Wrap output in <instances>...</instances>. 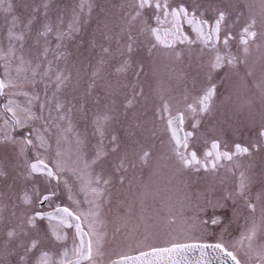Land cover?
<instances>
[{"label": "rangeland", "instance_id": "374dc122", "mask_svg": "<svg viewBox=\"0 0 264 264\" xmlns=\"http://www.w3.org/2000/svg\"><path fill=\"white\" fill-rule=\"evenodd\" d=\"M235 2L258 5L259 0ZM134 5L135 0H0V57H6L0 58V74L7 65L8 74L20 85L7 88V102L11 99L26 107L29 98L36 95L39 100L30 107L41 117L17 128L20 133L7 125V134L19 142L25 132H30L38 144L39 133L50 145L49 159L55 158L59 147L66 171L61 173L57 199L72 209L99 213L95 220L97 230L104 234L103 264L120 258L121 253L135 255L150 250V246L169 247L173 240L222 242L234 250L241 264H262L258 252L264 245V198L257 200V196L264 190V137L258 135L264 121L249 120L244 115L249 114V92L259 89L261 53L257 47L251 48L255 54L252 75H245L248 69L243 62L236 70L224 68L228 72L223 84L230 93L225 98L228 106L220 110L225 115L207 123L213 130H227L232 125L251 134L196 138L201 151L218 139L231 152L236 144L248 146L251 155L234 157L215 171L183 168L170 151L169 133L156 113L162 99L174 110L183 109L192 97L189 89L200 86L210 53L200 56L188 52L189 48L152 49L154 39L142 32L140 20L129 23ZM46 25L52 31L42 35ZM19 36L23 39H17ZM260 40L258 44L264 45V39ZM129 44L131 52L127 50ZM176 52L180 53L179 60ZM126 61V70L119 71ZM57 75L67 78L59 89ZM141 89L143 94L139 95ZM134 94V105L126 107ZM57 103L63 105L59 112ZM232 107L237 108L240 120H234ZM105 116L109 117L107 122ZM112 136L117 137L115 142ZM19 147V143L7 142V176L0 180V193L34 195V188L42 193L51 189L46 178L26 177L25 160H30L31 153L36 157L37 151L29 148L25 156ZM143 151L150 152L147 164L140 160ZM97 153H101L100 158L93 164ZM40 154H45L43 149ZM241 171L255 178L248 195L257 205L255 213L238 195ZM96 177L101 183H95ZM92 189L102 195L96 196ZM84 222L88 227V220ZM254 225L256 251H249L246 241L243 248L238 242Z\"/></svg>", "mask_w": 264, "mask_h": 264}, {"label": "snow or ice", "instance_id": "6c2138e0", "mask_svg": "<svg viewBox=\"0 0 264 264\" xmlns=\"http://www.w3.org/2000/svg\"><path fill=\"white\" fill-rule=\"evenodd\" d=\"M135 11L130 14V21L140 20L142 25V32L146 35L154 37V42L151 44V48L155 49L162 45L165 49H173L174 46L179 44H187L189 46L196 43L195 40L191 39L183 30L184 23L192 29L196 35V39L199 40L205 49H209L211 52V58L208 62V74L207 78L211 81V75L213 72L218 71L222 68L229 67L230 69H238L241 62L248 69L245 75H252L251 64L249 62V57L251 56L252 45L256 42L257 37L264 39V0H259L258 5L254 3H248L245 5L248 9V14L245 18L244 24L240 29V44L242 47V56H237L234 54L230 47V40L233 39L231 28L239 23V20L244 13L235 8V6H221L220 4L206 2V0H189V3H179L176 5H170L168 0H135ZM11 8V5H8ZM90 8V6H89ZM145 9H151V16H146ZM233 11L237 12V15L233 16ZM209 14H211L209 18ZM154 19L156 27H153L149 20ZM15 24V20L13 21ZM161 25H169L167 28L161 27ZM47 32L52 31L50 26H45ZM75 30V29H73ZM17 39H23L22 36L17 37ZM131 39V37H130ZM221 46L223 51H221ZM257 50L260 51V61L262 66V74L258 83L260 89L261 100L264 102V45L256 44ZM129 52L132 51V45L127 46ZM105 51H108L105 49ZM11 52V50H10ZM14 55V52H11ZM6 59V57H0ZM175 58L180 59V53H175ZM21 63H23V58L21 57ZM128 66V62H125V66L119 71H125ZM143 69L141 68L140 71ZM19 69L17 70V75H19ZM6 76L8 79H0V95L5 94L6 88H18L20 85L13 79L7 72L6 65ZM33 72V76H35ZM66 77L57 75V88L59 89L66 82ZM217 93V87L214 83H209L206 88L202 90V94L197 98V102L193 104L186 105V108L181 109L179 107L173 108L168 100L162 99V103L157 110L156 115L164 123V130L167 131L169 135V147L170 151L174 154L175 158L178 160L183 168L196 167L197 170L200 168L205 171H215L219 166H222L220 162L222 160L233 161L234 156L241 155H251L250 148L248 146H242L236 144L234 146V152L221 151V142L218 139H214L211 142L210 149L204 153V160H201L197 152L190 150V142L199 135V129L201 126V121L206 114H210L213 108V100ZM143 94L141 89L139 95ZM27 95V93H23ZM135 95L132 99L127 101L126 107H131L135 103ZM39 100V97L33 95L28 100V105L26 107H21L15 101L9 99L7 104H5V111L11 113V118L5 120V124L9 125L12 130L17 128H24L28 126V122L31 120L40 119L41 117L36 116L30 105L33 101ZM44 105H41L43 108ZM57 111L63 109V105L60 103L56 104ZM64 119V116L60 117ZM191 118V130H185L184 125L187 119ZM109 117L105 116L103 118L104 122H107ZM101 121L97 120L98 130L103 136V131L100 129ZM264 129V125H262ZM258 135L264 137V130H261ZM112 141L115 142L117 137L112 136ZM38 144L33 141L30 136L23 137L19 142L15 140L9 134H5L3 140L0 142H11L13 144L19 143V152L21 155L27 154L29 147L36 149L37 155L35 157V162L26 159V177L31 178L33 174H43L49 183L55 181V185L51 188H45L42 193L39 188H34V195L38 199H42L43 202H51L53 198L57 195L56 188L61 182V173L66 171L65 164L62 157V152L57 147L55 152V158L49 159L47 152L50 149V145L47 143L44 136L37 134ZM79 142V141H78ZM59 144V141L57 142ZM257 147V146H253ZM40 149L44 150L43 155L40 154ZM115 150V149H113ZM101 153H97L96 159L92 163H96V160L100 158ZM150 152L143 151L140 156L142 163L147 164L149 160ZM211 158V159H209ZM239 163L236 167H239ZM88 167V164H85ZM123 167V164L120 165ZM75 174V172H74ZM5 175V173L0 170V176ZM255 178L251 175H247L244 171L239 174L238 183V195L245 198L247 207L250 209L251 213H255L257 210V205L251 203L248 200V195ZM123 179H121V183ZM65 187L68 186V181H63ZM88 183H92V178L90 177ZM95 183H101L100 177L95 178ZM104 184L109 183L108 180H103ZM264 184V180L261 181ZM70 191V189H69ZM96 196L102 195L98 189H92ZM264 198V190L261 194L257 196V200ZM71 199V197H69ZM24 202L27 204L32 203V200L25 195ZM99 205H97V208ZM99 215L98 212H93L89 210L87 213L72 210L69 207H62L57 205L55 211L46 214L35 213L28 218L27 223L33 228H37L36 220L37 218L43 220L47 219L50 225L51 236L54 237L55 241H65L67 235L63 233V228H75V236L79 238V242L73 241V247L71 249L72 257L69 258L68 251H64L63 259H61L58 264H99L98 258L103 256L104 247V234L99 232L96 227L98 221L95 217ZM261 216L264 219V207H261ZM89 217H93L89 220ZM82 219L88 220V230L85 231L82 226ZM56 221L55 224L52 222ZM75 221V224L72 222ZM8 237L12 238L16 236L15 231H9ZM257 236V229L255 225L250 228L238 242L241 248L244 247L245 241L247 242V248L249 251H256L254 241ZM42 241L39 238H34L30 241L29 245L26 246V252H30L37 249L38 245ZM207 247H212L218 252H222L226 258L232 261V264H241V260L237 258L234 250H229L222 242L216 243L214 245H197V244H186L176 240L171 242L169 247H155L150 246L149 251L140 250L137 255H130L128 253H121L119 259L111 260L110 264H192L191 261L187 259V254L189 251L200 248L201 257L200 260L196 261V264H207L205 260L204 249ZM258 255L261 258L262 264H264V245L260 246ZM37 264H57L53 260L49 252L44 251L39 256Z\"/></svg>", "mask_w": 264, "mask_h": 264}, {"label": "flooded vegetation", "instance_id": "af4514ba", "mask_svg": "<svg viewBox=\"0 0 264 264\" xmlns=\"http://www.w3.org/2000/svg\"><path fill=\"white\" fill-rule=\"evenodd\" d=\"M189 3V0H168V3L170 5H176L179 3ZM206 2H212L216 4H220L223 6L232 5L235 6L236 9L239 11H242L244 13V16H242L239 20V23L235 24L231 28V32L233 35V39L230 40V47L234 54L237 56H242V45L240 44V29L241 26L245 22V18L248 14V9L245 6H242V3L235 2V0H206ZM145 12L148 13L149 16H151V9H145ZM237 15L236 11H233V16ZM211 14H209L210 18ZM151 25L153 27H156L155 20L152 19ZM163 28L169 27V25H161ZM182 30L193 40L196 41L193 45L189 46L187 44H179L177 43L174 46V49H184L189 48L191 51H188L190 53L200 55L202 56L203 53H210L211 58V52L209 49H205L203 44L196 39L195 33L192 31V29L187 25V23H184ZM154 39V37H153ZM260 37H257L256 42L252 45L253 48H256V44L260 42ZM160 47L164 48L162 45ZM221 51H223V48L221 46ZM255 54H251L249 57V62L251 64V60L253 61ZM6 68L4 70V73L0 74V79L7 80L6 76ZM187 76L188 74L185 73ZM208 74V67L206 66L200 75V86H195V89H189L190 94L192 97H190L187 100V104L184 105L183 109L186 108V105L193 104L197 102V98L202 94V90L208 86V84L214 83L217 87V93L213 100V108L210 114H206L202 121L201 126L199 129V135L196 137H213V136H233L237 133H245L250 130H239L236 129L235 126L230 125L229 129L227 130H213L210 129L207 125L208 122L212 123L218 120V118L225 115L224 113L220 114V110L222 107L228 106L226 104V96L230 93L224 90V82L227 78L228 72L224 71V68L215 71L211 75V81L207 78ZM196 75H192L190 77H194ZM250 80V77H249ZM252 81L256 82V79H251ZM183 81V78H182ZM5 94L0 95V140H3L4 135L7 133V125L5 124V120L11 118V115L7 114L5 111V104H7V88L4 90ZM248 100L249 105L247 107V112L244 113L246 118L250 120V118H254L255 121H258V118H262L264 121V107L261 105V101L258 103V100H261L260 95V89H255L253 92H249L248 94ZM175 97L174 99H176ZM228 108V107H227ZM237 108L232 107V114L234 116V120H240L241 115L236 114ZM222 115V116H220ZM192 121L191 118L187 119L185 121L184 129L191 130L190 125ZM213 127V126H212ZM264 130V129H263ZM17 133H20L16 129ZM251 134V131H250ZM170 135V134H169ZM25 136H32L30 132H25ZM196 138H194L190 142V150H194L197 152L198 157L201 160H204V153L210 149V145L206 146L203 151L200 150L199 144L196 143ZM221 142V141H220ZM31 149V146L29 147ZM221 151H228V148L226 146H222L221 143ZM231 152V151H228ZM234 152V151H233ZM7 142H0V170H2L5 175L0 176V180H3L4 176H7ZM237 157V156H234ZM211 159V158H209ZM30 160L32 162H35V156L33 153H31ZM224 162H229L227 160H222L220 164ZM219 166V165H218ZM196 168V167H192ZM197 169V168H196ZM202 169V168H201ZM204 170V169H203ZM205 171V170H204ZM35 177H43V174H33ZM50 185L54 186L55 181H52L49 183ZM52 188V187H51ZM58 187L56 188V191H58ZM27 196L32 200V203L27 204L24 202L25 195L23 194H1L0 193V264H37V260L39 259V256L42 254V252L47 251L52 256L53 260L58 262L63 259V253L64 251H68L69 258L72 257L71 249L73 247V241L75 240L76 243H78V238L75 236V228H63V233L67 235V239L65 241L57 242L55 241L54 237L51 236V230L48 220L45 218L43 220L37 218L36 224L37 228L33 229L28 223L27 220L29 217L34 215L35 213L39 212L42 214L49 213L53 210H55V207L57 205L62 207H69L67 205L60 204L58 201V192L57 195L53 198L51 202H43L42 199H38L36 195H28ZM72 209L71 207H69ZM75 210V209H72ZM53 224L56 223V221L52 222ZM82 226L87 231L88 227L85 226V222L82 219ZM9 231H15L16 236L9 238L8 232ZM34 238H39L42 243L38 245L37 249H34L30 252H26V246L29 245L30 241ZM105 261V256L102 257L101 261H99V264H103ZM110 263V262H109ZM108 263V264H109Z\"/></svg>", "mask_w": 264, "mask_h": 264}, {"label": "water", "instance_id": "95a60500", "mask_svg": "<svg viewBox=\"0 0 264 264\" xmlns=\"http://www.w3.org/2000/svg\"><path fill=\"white\" fill-rule=\"evenodd\" d=\"M39 175H41V174H39ZM53 211H55V210H53ZM53 211H51V212H53ZM72 223L75 224V221H73ZM78 241H79V238H78ZM186 244H189V245H191V244L214 245V244H204V243H186ZM204 253H205V260L207 261V264H232V261L229 258H226L222 252H218L217 250L213 249L212 247L205 248ZM137 254H135V255H137ZM200 257H201L200 248H195V249L189 251L187 254V259L189 261H191L192 264H196V261L200 260Z\"/></svg>", "mask_w": 264, "mask_h": 264}]
</instances>
